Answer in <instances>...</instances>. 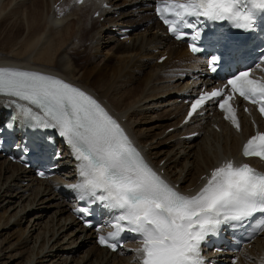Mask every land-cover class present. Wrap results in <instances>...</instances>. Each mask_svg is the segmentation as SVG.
I'll return each mask as SVG.
<instances>
[{
  "label": "bare ground",
  "instance_id": "1",
  "mask_svg": "<svg viewBox=\"0 0 264 264\" xmlns=\"http://www.w3.org/2000/svg\"><path fill=\"white\" fill-rule=\"evenodd\" d=\"M148 1L0 0V66L53 73L85 88L122 122L166 179L193 193L203 185L202 176L210 168L221 161H240L241 147L253 135L254 123L262 128L264 122L252 110L240 111L241 130L237 131L222 120L220 112L208 110L202 117L181 123L183 94L197 91L187 67L200 59L188 54L182 42L165 35L157 22L146 24L153 17L144 4ZM83 10L88 11L85 20ZM95 12L104 17L105 24L100 25L99 34L90 32L86 58L102 62L93 70L76 63L72 54L82 41L81 29L98 22ZM134 13L137 19L130 20ZM130 23L145 24V31L135 29L128 35L131 44H126L127 39L116 35V27ZM162 55L166 57L159 61ZM169 127L172 130L167 131ZM193 131H198L197 137L180 136ZM247 160L255 163V159ZM74 178L67 155L59 162L58 173L45 180L0 156V264H138L136 245L130 252L109 253L70 214L69 199L53 187ZM205 256L217 264L221 260L231 264L226 256L208 252ZM235 256V264H264V232Z\"/></svg>",
  "mask_w": 264,
  "mask_h": 264
},
{
  "label": "snow or ice",
  "instance_id": "2",
  "mask_svg": "<svg viewBox=\"0 0 264 264\" xmlns=\"http://www.w3.org/2000/svg\"><path fill=\"white\" fill-rule=\"evenodd\" d=\"M155 12L176 40L191 36L194 42L188 48L199 53L202 49L195 42L201 39V18L232 21L234 27L252 31L264 14V0H157ZM222 55L211 56L212 72ZM236 94L256 105L264 117V82L242 71L224 88L201 92L190 101L185 123L212 102L240 131L236 109L229 103ZM0 95L13 98L17 118L29 127L56 129L69 143L78 161V182L69 187L79 199L117 213L111 224L115 230L99 236L98 243L115 251L117 244L109 241L123 231L136 233L139 264H206L202 246L209 238L224 226L239 227L256 214L264 217V172L248 163L224 161L202 177L205 182L195 194L186 195L148 164L121 124L84 90L51 74L0 67ZM242 155L264 161V132L246 140ZM77 211L88 214L87 208ZM259 228L264 229V222Z\"/></svg>",
  "mask_w": 264,
  "mask_h": 264
},
{
  "label": "rangeland",
  "instance_id": "3",
  "mask_svg": "<svg viewBox=\"0 0 264 264\" xmlns=\"http://www.w3.org/2000/svg\"><path fill=\"white\" fill-rule=\"evenodd\" d=\"M120 2V1H119ZM119 2H117V3H119ZM53 8H55V6H53ZM124 10H126L127 11V9H124ZM130 10H133V8H130ZM84 12L86 13V14H84ZM87 12L88 11H84L83 10V14H82V12H80V14L81 15H83V16H81L82 18H84V20L86 19V15H87ZM149 12H150V10H149ZM94 15V14H93ZM117 15V13H113V15H111V16H116ZM134 15H135V13H134ZM130 16L129 18H130V20H131V18H133L134 20L135 19H137V16L135 15V16ZM85 16V17H84ZM97 17H99L98 16V14H95L94 16H93V18H97ZM104 17L103 16H100L99 18H98V22L97 23H92V22H89L86 26H87V28L86 29H81V38H82V41L78 44V46L75 48V49H73V54H72V56H73V58H74V60L76 61V63H79L80 65H84L85 67H87V68H89V69H93V70H95V69H98V68H100V66H102V62H101V59L100 58H96L95 60H90V58L88 59V58H86V55H88V44H90L89 42H88V40H89V37H90V32L92 33L93 31H95V34H99L100 32V25H102L103 23L105 24V20L103 19ZM129 18H128V20H129ZM154 21V20H153ZM107 24V23H106ZM147 25H149V22H147L146 23ZM144 27L145 26H143V25H141V26H139V27H137V30L136 31H139V32H143V31H145V29H144ZM50 30H52V29H50ZM85 31V32H84ZM134 31L135 30H132L130 33H134ZM84 33V34H83ZM129 33V34H130ZM123 39H127V42H124V43H126V44H131V41H128V38H123ZM123 39H121V40H123ZM121 43H123V42H121ZM137 49H134V51H136ZM86 58V59H85ZM98 60V61H97ZM100 60V61H99ZM87 61V62H86ZM174 62H176V61H173V63ZM173 63H170V65L171 64H173ZM190 63H192V62H190L189 60H186V64H190ZM86 64V65H85ZM144 71H148V68L147 69H145ZM143 71V72H144ZM145 76H148V73H145ZM122 79H120V81H121ZM88 86V85H87ZM148 102H146V104H147ZM145 104V105H146ZM160 115V113H157V118L159 117V115ZM166 132V131H165ZM195 137H197V136H195ZM194 142L196 141V140H198V138H193L192 139ZM183 175V172L181 173V176ZM26 224V222L24 223V224H22V226H24ZM17 232H19V230H17L16 231V234H17ZM15 234V235H16ZM13 235V234H12ZM11 235V237H13ZM14 235V236H15ZM48 236H50V235H48ZM9 239H10V237H9ZM83 248H85V247H82L80 250V252H79V254H82V252H83ZM78 254V253H77ZM111 262V261H110Z\"/></svg>",
  "mask_w": 264,
  "mask_h": 264
}]
</instances>
